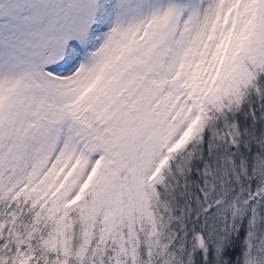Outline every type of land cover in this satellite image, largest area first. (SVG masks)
Listing matches in <instances>:
<instances>
[{
  "label": "trees",
  "instance_id": "trees-1",
  "mask_svg": "<svg viewBox=\"0 0 264 264\" xmlns=\"http://www.w3.org/2000/svg\"><path fill=\"white\" fill-rule=\"evenodd\" d=\"M71 2L0 0V40L3 50L14 56L12 68L21 73L8 86L10 93L0 110V244L7 245L12 264H117L123 253L126 258L137 256L138 264L141 258L142 264L150 258L151 264H158L164 257L180 264L187 255L180 251L183 244L190 237H201L198 228L206 231V220L214 221L213 212L203 208L198 179L205 181L207 190L212 187L210 192L217 181H233L237 191L228 185L219 198L249 188L248 194L264 199V0H221L226 20L214 64L201 66L193 59L194 50L179 45L186 55L182 67L190 70L177 78L189 110L195 113L196 136L174 154H168V148L184 119L161 106L160 100L168 84L169 55L182 37L176 24L158 22L142 40L136 39L133 30L118 43L112 39L98 58L92 86L72 99L66 90L47 86L38 63L54 61L53 47L64 40L84 38L93 4L91 0ZM31 9L40 11L32 45L35 48L41 42L36 59L25 42ZM230 18L232 29L228 28ZM195 67L213 69L197 71ZM63 127L82 161L101 159L98 176L79 205L65 211L59 193L67 195L71 189L60 192L58 187L57 192L50 191L55 203H46L50 196L45 193L31 199L22 193L14 198L6 195L8 186L3 181L25 169L28 189L33 187L50 146L55 145L51 138ZM42 142L47 145L43 161L38 154ZM166 154L168 166L157 180L147 182L154 165ZM238 177L244 181L239 183ZM58 180H68L72 187L76 176ZM259 185L261 192L254 189ZM115 193L123 195L125 214L130 216L113 225L120 234L108 233L112 224L102 218ZM263 217L259 212L255 230L246 235L255 245L252 256L258 259L259 245L264 243V230L258 228L260 223L264 228ZM146 223L153 227L148 238L142 231ZM167 237L172 243L160 252ZM224 240L229 241V235ZM143 242H148L145 249H141ZM128 246L133 248L128 251ZM216 254L215 240L210 259ZM224 254L231 255L219 253L221 261Z\"/></svg>",
  "mask_w": 264,
  "mask_h": 264
},
{
  "label": "rangeland",
  "instance_id": "rangeland-1",
  "mask_svg": "<svg viewBox=\"0 0 264 264\" xmlns=\"http://www.w3.org/2000/svg\"><path fill=\"white\" fill-rule=\"evenodd\" d=\"M73 1L70 4L73 5L76 2V0ZM91 3L93 4V16L84 38L80 41L66 39L58 46L53 47L51 56L54 61L52 62L38 60L41 65V75L47 86L55 90H66L69 94L68 97L77 98L83 91L92 86L97 75L98 58L111 43L112 39L118 43L133 30L137 34L136 39L142 40L149 27L152 28L158 22L167 23L166 25L175 23L178 36L181 35L182 37L169 55L168 84L162 94L160 105L170 108L178 117L184 119L181 121L179 132L168 148V154L183 151L196 136L194 128L195 113L192 109L189 110L186 93L177 78L179 74L190 70L188 69L190 67H182L183 60L186 58L183 49L185 48L187 51L194 50L193 59L197 60L201 66L203 64L211 65V61L214 64L217 49L222 45L220 39L223 37L226 20L224 11L226 7L221 6V0H91ZM68 8L71 9L69 6ZM30 14L32 15L27 21L30 25H28L29 30H27L25 42L29 45V48L33 49L31 53L36 59L38 56L37 47L41 42L38 41L35 48H32V45L36 41L34 32L37 29V24L35 22L40 21V11L35 12L31 9ZM73 17H75V14ZM232 27L233 19L230 18L228 28L232 29ZM181 44L184 45L182 50L179 48ZM4 45V42L0 40V50L3 52L1 53L2 58H0V110L10 93L8 86L16 83L19 79L18 75L21 74L12 68L15 64L12 61L14 56L8 55L3 50ZM46 53L47 51L44 52V55ZM207 68L213 69V67H195L197 71ZM67 136L68 131L64 130L63 127L56 137L51 138L55 145L50 146L42 172L31 189H28L29 185L25 182V169L16 176L13 175V178L3 181L6 187L8 186V189L5 190L7 191L6 195L11 194L10 197L14 198L19 193H22L31 199L34 196L38 197L40 193H45V195L50 196L46 198V203H55L57 199L50 192L51 188L53 190L56 187L61 188L60 192L65 189L68 191L71 189L67 195L59 193L63 196L61 198L63 209L67 211L77 207L95 182L101 168V159L99 156H94L88 162L82 161L79 149L71 144ZM46 149V143L42 142V149L38 153L41 161L44 159L45 153L43 151ZM168 160L169 157L166 154L157 161L147 177V182H153L158 179L161 170L168 166ZM213 170H215V167L210 168L206 175L211 174ZM71 174L76 176V181L72 182V187L70 181L58 180L60 176L66 179ZM47 175L50 177L46 180L45 177ZM240 179L241 177H238L239 183L244 181ZM245 181L251 182L252 180L248 179ZM232 183L234 182L217 181L216 189L210 192L212 187L207 190L205 181L202 182V180L198 179V194L204 204L203 208L213 212L211 218L214 221L206 220V231L198 228L201 237H190L183 244L180 251H186L187 255L184 260L181 259L180 264H264V243L259 245L261 246V258H254L251 248L255 245L246 238L248 233L255 230V220L259 212L264 216V199H258L254 193L248 194L249 188L238 191L236 196L219 198L220 190L228 188L226 186ZM231 186L230 188L236 192V187ZM254 189L258 192L262 191L260 185ZM240 192L244 193L245 196H242ZM122 197L123 195L115 193L106 204L108 207L102 214L104 221H110L112 224V226H108L107 232L110 234H120L118 227L113 225L118 223L119 219L124 218L127 220L130 218L128 214H125L127 205ZM96 200L97 198L94 196L91 200L93 201L92 208ZM138 219L139 221L145 220ZM199 222H202L201 219ZM145 225L142 231L145 237L148 238L153 227H150L149 223ZM258 228L264 230L261 227V223ZM228 235L229 241H223ZM202 238L208 246L204 245ZM210 239L213 240L209 245ZM219 239L221 240L220 243L217 242ZM215 240L217 254L215 259H210L214 253ZM171 243L172 240L167 237L166 242L161 245L160 252L161 249L167 248ZM140 245L142 246L141 249H145V247H148V242H143ZM132 248L133 246H128L127 250L130 251ZM196 251L199 254L194 257L192 253ZM224 252H230L231 255L224 254L223 257L226 258L221 261L218 254ZM8 253L7 245L0 244V264H12V259ZM253 253L257 255V250L253 249ZM141 254L145 253L141 252ZM122 256L116 262L117 264H134V261L138 264L137 256L126 258L127 256L124 257V253ZM165 259L166 257L163 258L162 262L160 260L158 264H172ZM144 261H148L147 264H151L152 259ZM142 262L143 258H141L139 264H142Z\"/></svg>",
  "mask_w": 264,
  "mask_h": 264
}]
</instances>
